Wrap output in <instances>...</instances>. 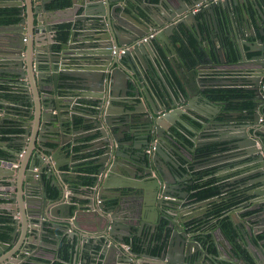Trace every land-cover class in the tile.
Here are the masks:
<instances>
[{"label": "water", "instance_id": "1", "mask_svg": "<svg viewBox=\"0 0 264 264\" xmlns=\"http://www.w3.org/2000/svg\"><path fill=\"white\" fill-rule=\"evenodd\" d=\"M12 1L19 7V20L0 24V54L9 67L1 68L0 77L23 91L18 104L26 106L22 116L28 120L12 118L22 123L23 129L13 135L14 149L6 144L8 157H0V199L9 201L11 208H3L13 217L11 238L0 239V264L35 263L39 251L47 246L46 230L54 222L64 225L61 230H67L72 240L82 241L83 246L87 241L85 251L91 258L84 264H161L165 259L169 264H229L226 255L236 259L235 264H264L263 245L255 243L253 247L250 239L264 230L260 226L264 218L257 226L252 220L244 227L237 222L235 242L223 230L224 239L213 236L208 242L193 235L191 227L199 217H194L196 202L190 199V187L196 182L191 173L199 167L189 157L196 140L192 147L172 131L178 124L191 126L184 115L206 129L236 128L230 135L222 133L218 140L223 144L210 150L236 148L239 165L247 164L240 170L248 173L242 178L249 185L246 195L238 198L255 199L252 203L264 217V12L257 3L260 16L249 13V1L258 0H84L82 25L73 28L66 41L51 20L48 5L52 0ZM260 1L264 5V0ZM192 29L202 37L204 50H184L187 57L182 61L178 47L185 44ZM150 34L154 35L141 41ZM230 37L240 53L233 63L224 58L225 47L232 49ZM121 49H126L125 53L121 54ZM182 62L199 85L194 87L196 92L189 89L186 94L177 83L175 94L162 74ZM244 63L245 79L251 84L248 88L256 96L254 112L225 111L222 120L213 124V110L221 112L219 106L226 102L210 97L209 90L214 87H207L218 84V79H204L198 73L203 74L204 69L221 73L222 64ZM153 72L162 82L164 92L159 95L151 81ZM73 88L80 90L82 107H77L74 99L63 105ZM62 90L69 92L62 96ZM86 103L94 106L89 109ZM5 108L2 105L0 113H9ZM63 108H68L67 118ZM4 120L0 119V125ZM87 124L94 129L89 135H97L90 147L95 150L93 162L98 167L88 190L89 204L73 208L76 194L70 193V179L59 172L56 160L68 143L65 141L75 143L78 131L89 130ZM152 146L154 150L147 153ZM47 186L56 188L58 195L52 196ZM115 197L117 203L108 205L105 198ZM245 201L239 207L248 205ZM163 219L167 224L160 254L149 253L148 243L141 252L125 248L127 238L132 239L137 231L142 236L147 228L153 234ZM242 231L249 238L245 240ZM212 244L214 250L209 249ZM244 244L251 258L239 251L238 245ZM174 250L179 260L172 259ZM80 251L76 244L72 264H77Z\"/></svg>", "mask_w": 264, "mask_h": 264}, {"label": "crops", "instance_id": "2", "mask_svg": "<svg viewBox=\"0 0 264 264\" xmlns=\"http://www.w3.org/2000/svg\"><path fill=\"white\" fill-rule=\"evenodd\" d=\"M56 0H52V2L48 5L49 9H52V14H51V20L53 23H56V25H60L63 23H67L69 24V32L73 29V28H80L81 24V20L80 18L83 16L82 12H83V1L84 0H70V4L68 6L65 7H55L53 6V3ZM249 13L251 15L254 16H260V10H258L257 8V3L261 6V10L262 12H264V5H263V1H249ZM14 1L12 0H0V8H10V7H17L18 6H14ZM233 9V8H232ZM229 26H231V22H228ZM200 28H202V26L200 25ZM201 36L199 37L196 30L192 29L191 32H189V36L188 39L186 37V41L185 44L183 43L182 46L178 47V52H180L181 54V60L183 61V58L187 57V54L185 53V51L183 50H187L190 51V53L192 52L193 48L201 51L204 50V46L203 43L201 41ZM205 40V37L203 38ZM229 41V45L231 46V52L229 51L228 48L225 47L226 50V56L224 55V58L229 62V63H233L236 62L237 59L239 58L240 53L238 51H236V49L234 48V43L232 41V38H228ZM228 44V43H226ZM220 46V44H218ZM181 49V50H180ZM246 50H248L249 48L246 47ZM252 54H250L251 56ZM244 66H247L245 63L243 65H234V64H222L220 68H222L224 71H222L221 73H209V69H204L203 74H201L202 72L198 73V76L201 78H206L208 80H217L218 79V84L215 85H210L207 88L210 87H214V89L217 88H226V87H239V84H242L245 82V69ZM1 68H9L8 67V62H6V60L1 57L0 54V70ZM162 74L165 78V80L167 81L168 85L173 89V91L175 92V94L178 92V89H176V84L178 83L180 85V87L183 89V91L187 94L190 90L192 91H197L196 88H194L195 86H199L196 85L197 82H195V80L190 78V71L188 68H186L185 64L182 62V64L179 65V67H175V66H171L170 70H163ZM153 78H151V81H153V87L156 91V93L159 95L160 91H163V86H162V82L160 79H158L157 75H155V72H153L152 74ZM245 79V80H243ZM229 82V83H227ZM226 83V84H225ZM249 83V82H248ZM0 84H6V85H10L9 88H11V92H15L18 93L16 95H19L20 91L19 87L17 85H13L11 84L7 79H4L2 77H0ZM238 84V85H236ZM245 87V86H244ZM247 88V87H246ZM1 92V90H0ZM23 92V91H22ZM69 92V91H65L62 90L60 92V94L63 96L64 93ZM26 93V92H25ZM72 96V97H69ZM69 96L64 97V103L65 106H67V102L70 99L71 101L74 99L77 100V102L75 103L77 107H82L84 104L83 98L81 97V93L80 90H76L75 88L71 89V93L69 94ZM2 97L0 95V107H2V105L5 104L7 111L9 113H0V119L1 118H5L4 123L2 125H0V127H6V128H11V127H18L23 129V126L21 125L22 123H17V121H13L12 118H14L15 120H21L25 121L28 120V118H24L22 116L23 112H26L24 110V107L26 106H22L18 104V98L17 97L15 100H12L13 103H6L5 101L2 100ZM144 100V98H142ZM15 103V104H14ZM196 104V103H195ZM86 105L88 107H90L89 109H92L91 107L94 106L92 103H86ZM81 110V109H80ZM68 108H63L62 109V113L64 115L65 118H67L69 116V114H67ZM8 118V119H7ZM184 120L187 122L189 121H195L192 120L189 116L184 115L183 116ZM12 121H10V120ZM77 120L78 122H82V118L81 115L79 113V115H77ZM196 122V121H195ZM15 123V124H14ZM262 124H264V121L262 122ZM195 124L193 123L191 126H188L187 124H182L180 125L181 127L183 126L184 129L189 130L190 132L194 133V137L191 138V136L189 137L188 135H184V132H182V136L185 138L186 140H189L191 142L190 146L194 145V138L195 137H201L204 136L205 138L202 140H207L212 136H217L218 139H220L221 137H223L224 134L226 135H230L231 133L236 132V128H227V130L224 129V127L222 128H204L201 125L202 129H199V131L195 130L197 128H195ZM199 125V127H200ZM87 128H89V130L87 129V131H83L80 132L78 131L75 139V143H71L70 139L65 141L67 144L65 145L63 151L57 155V160L60 167L59 171L64 172L66 174L67 179H70V181L68 182V184L71 185V190L70 193L73 194L75 193L74 189H76V201L77 203H74L73 208L76 207H86L89 204V199H88V190H90L91 188V183L92 180L94 179L93 177H95V173L96 170L90 171L88 169H86L87 167H90V165L92 164V166L98 167L97 165H95V163L93 162V160L95 159V154L93 149H91V142L92 140L97 137V135H89V132L94 131V129H92V125L91 124H87ZM175 127V130L177 131V133L179 134L180 130L179 128ZM22 132V131H21ZM20 132V133H21ZM202 132V133H201ZM192 133V135H193ZM15 134H19V133H9L6 135L0 134V147L3 150L5 149V146L7 143H9V147L13 148V144L15 143V139L13 137V135ZM89 135V136H88ZM264 135V134H263ZM262 135V136H263ZM3 136H7L8 140H2ZM221 136V137H220ZM264 137V136H263ZM212 139V138H210ZM216 139V138H215ZM218 142L221 144H223L221 141L218 140ZM54 147H57L56 144H50ZM236 148H227V149H221V151L216 152V154L213 153H209L207 152L206 156L203 155L199 156L201 159H206V158H211L210 160H208L207 164L204 165V169L203 171H205L204 173V177H200L201 180H203V183L206 184L205 186H218V193L217 196H210L208 197L207 201H203L206 202L205 205L201 206L200 204L203 202H197L198 199L196 198H192L190 197V199H192V201L196 202L194 203V206L192 209L194 210V217L198 218L199 217V222L196 223L195 225H193V227H191V231L193 233V235L198 238V239H203V235L206 234H210L211 239L212 237H216V238H220V239H224V236L222 234V228H220V223L223 220V218L225 216H228L227 214H225L226 209H230L231 207H238L239 209L237 210V212H234L235 218L237 220H252L254 225H258L259 223V219L260 218H264V217H260L258 215L259 212H257L256 210V203H252L253 201L255 202V199L250 202L249 197L243 196L242 198H238V195H246L249 185H247V181L246 178L243 179V182H241L240 180H238V178L244 177L245 175H247L248 173H242V175H240L241 173L239 172L240 169L244 166H247L246 162L243 165H239V161H237L238 159H240L241 157H238L235 155V151ZM8 151V150H6ZM9 153V151H8ZM195 153V147H194V151L192 152V156L189 157V161L193 162L194 159H197L198 155L194 156ZM222 155H224L225 157H222ZM199 159V158H198ZM54 162V161H53ZM185 162V161H184ZM201 169V170H202ZM200 170V171H201ZM57 172L56 175L58 176V178L61 180V176L60 173ZM250 173V172H249ZM93 175V176H92ZM124 177H128L127 175H125ZM47 180V178H46ZM50 181V180H49ZM48 181V182H49ZM209 181V182H208ZM51 187V186H50ZM74 188V189H73ZM69 192V190L67 191V193ZM3 193L2 190H0V194ZM213 198V199H211ZM118 197H115V199H108L105 198L106 202L108 205H112V204H116L118 201ZM246 200V201H245ZM95 201V199H94ZM245 201V204L248 205H244L245 208H247V210L245 211L243 208L244 207H239L240 203ZM97 204H99V201H97ZM8 205H5V204ZM3 206H8V209L11 208V204L9 203L8 200H4V199H0V213L1 211L6 212L8 214L11 215V212L8 209L3 208ZM191 207V206H190ZM244 210V211H243ZM248 211H250V213H248ZM260 211V210H259ZM123 212V211H122ZM188 214V213H186ZM203 217V218H202ZM57 218V217H54ZM60 219V218H57ZM83 218L80 217L79 221H81ZM264 222V219H263ZM49 226L50 224L47 223ZM262 228L264 229V226L261 225ZM55 227V228H53ZM53 227H48L47 230H58L60 233L62 234H66L67 230H61V228H65L64 225H61V223L59 222H54ZM166 230V226L164 225H159L158 229L152 234L149 233V229H145L146 230V234L143 233L142 236L138 235L139 232H136V235H134L132 237V239L127 238L128 242H132L134 240H140V245L139 247L142 248L143 246L147 245L148 243V248L151 244H159L161 245L162 249L160 251V253L163 251L164 249V244L162 243V239H163V231ZM13 230V229H12ZM46 230V235L48 234ZM71 230V229H69ZM159 230L161 231V233H159ZM149 231V232H148ZM264 231V230H263ZM12 232V231H11ZM55 232V231H53ZM57 232H55V234L51 237H49L47 235L46 237V244L47 246L44 247L42 250L39 251V255L35 257V263H29V264H54L55 262H62V259L59 255V243L62 239V235H57ZM148 233L150 235V237L148 236ZM159 234V239L158 240H154L153 238ZM161 234V235H160ZM258 234V233H257ZM148 236V237H147ZM246 236H248V234L246 233ZM252 246L254 247L255 243L256 244H260L263 245L264 247V239H258L257 235H253L252 238ZM237 237V236H236ZM11 238V237H10ZM9 238V239H10ZM249 238V236H248ZM8 239V240H9ZM149 239V240H148ZM77 240V239H76ZM235 239L232 237V241H234ZM149 241V242H148ZM85 244L84 246L81 244L82 241L77 240L75 241V244L73 245V250H72V257H71V261L69 262V264H72V261L74 259V254H75V246L76 244L79 247V250H81L79 252L78 258H77V264H84L86 261V259H89V257L91 258V255H89L85 249L86 246H88L87 241H84ZM235 242V241H234ZM227 244V242H225ZM239 244V243H236ZM241 244V243H240ZM130 247V246H129ZM230 247V245H229ZM245 247V244L244 246ZM210 250H214L215 249V245L212 244L209 246ZM247 249V248H246ZM135 250V249H134ZM178 250V249H177ZM136 251V250H135ZM176 250L173 251V254L171 255L172 259H176L179 257H177L178 255H176L175 253ZM137 252H141V250L137 251ZM149 253L153 254V255H158L155 254L151 251L148 250ZM10 253V252H8ZM7 253V254H8ZM216 254L214 256L213 259H215ZM135 259H142L139 256H135ZM143 259H147L149 261H153L154 259L151 257H145ZM38 260V261H37ZM225 260H227L228 263H232L235 264L236 259L231 258L229 255L225 256ZM216 262V260H214ZM104 262V261H103ZM161 264H169L166 259L165 260H161L160 261ZM89 263H90V259H89ZM88 263V264H89ZM218 263V262H216ZM97 264H101V261H98ZM106 264H112L111 261L107 262ZM117 264V263H116ZM175 264V263H174ZM177 264H182V262L177 263Z\"/></svg>", "mask_w": 264, "mask_h": 264}, {"label": "trees", "instance_id": "3", "mask_svg": "<svg viewBox=\"0 0 264 264\" xmlns=\"http://www.w3.org/2000/svg\"><path fill=\"white\" fill-rule=\"evenodd\" d=\"M69 4H70V0H56L54 1L53 6L65 7V6H68ZM18 9L19 8L17 7L0 8V24L14 23L18 21L19 20V17L17 16ZM68 26L69 24L67 23L58 25V28L60 29L59 35L65 41L68 40L70 36ZM9 86L10 85L0 84V90H1L0 95L6 99L15 100L18 97V95H16L18 93L11 92L12 90L11 88H9ZM209 93L212 96L214 95V97H216L219 100L221 99L224 100L226 102V107L230 110H238L240 112L249 113V114H252L254 112L253 108L255 106V97H256L254 90H250L244 86H239V87H226V88L211 89L209 90ZM21 131L22 129L18 127H11V128L0 127V134H3V135L9 134V133H20ZM2 140H5V141L8 140L7 136L6 137L3 136ZM185 141L191 144L189 140H185ZM8 154H9L8 151L3 150L0 147V157H8ZM86 169L90 171L96 170L95 166L94 165L92 166V164L90 165V167H87ZM199 181H196L194 184L196 187H199L197 193L194 194L196 199H199V198L205 199L210 196L216 195L218 193L219 191L218 186L212 185V186L207 187V186H204L205 184H202ZM48 190L52 191V196L54 197H56L59 193L57 189L52 186L51 187L49 186ZM74 191L76 193L77 190L74 189ZM74 200L76 201L77 199L74 198ZM248 213H250V211ZM220 225L222 227V230L229 237H235L234 227L232 226V223L227 218H224L221 221ZM12 229H13V225H12L11 215L6 212L1 211L0 213V239L8 240L10 238V233ZM53 231L57 232L56 233L57 235H62V239L59 243V255L62 259V262L58 261V262H55L54 264H69V262L71 261V257H72L73 245L69 241L67 234H62L58 230H52V229L47 230V233H48L47 235L51 237L52 234L53 235L55 234V232ZM159 238H160L159 234H157L153 239L158 240ZM202 238H204L205 242L206 241L208 242L211 239V236L210 234H206V235H203ZM257 238L264 239V232H261L260 234H258ZM133 245L136 251L141 250V248L139 247L140 245L139 239L134 240ZM149 249H152L153 253L158 254L160 253L162 247L159 244L153 243L149 246ZM238 249L242 253L243 256L247 258H251L249 252L244 247H242L241 245H238ZM229 264H232V263H229Z\"/></svg>", "mask_w": 264, "mask_h": 264}, {"label": "flooded vegetation", "instance_id": "4", "mask_svg": "<svg viewBox=\"0 0 264 264\" xmlns=\"http://www.w3.org/2000/svg\"><path fill=\"white\" fill-rule=\"evenodd\" d=\"M194 11H195V9H194ZM243 80H245V79H243ZM236 85H238V84H236ZM238 86H245V87H251V84H249L248 82H247V80H245V82L244 83H242V84H239ZM248 89H250V88H248ZM251 90V89H250ZM210 97L214 100V99H217L216 97H214V95L212 96V95H210ZM218 101H220L219 99H217ZM222 100V99H221ZM222 101H224V100H222ZM220 108H221V112H218L217 110H213V112H215V114H214V116L212 117V123L213 124H215V123H217L219 120H222V118L220 117V115H222L225 111H230V109H228L227 107H226V105H222V106H219ZM240 118H242L243 119V117H240ZM192 120H194L193 118H191ZM196 121V120H195ZM195 121H187L186 123H188L189 125H192L193 123H196L195 124V128H197L198 130L199 129H202L201 128V122H195ZM180 125H182V124H178L177 126H178V128H179V130H180V134H178L177 133V131L175 130V127H177V126H174L173 128H172V131H173V133H176V135L182 140V141H185L186 140V137L184 138L182 135H181V133L182 132H184V135L186 134V135H188L189 137L191 136V138H193L194 137V133H193V135H192V133L190 132V129L189 130H186V129H184V127L182 126H180ZM199 125H200V127H199ZM215 126H212V128H214ZM178 128H176V129H178ZM202 133V132H201ZM181 135V136H180ZM205 137L204 136H201L200 138L199 137H195L194 138V140H196V147H195V153H194V156H196V155H198V157H197V159H194V161L193 162H191L192 164H196L197 165V167H199L197 170H194V171H192V175H193V177L195 178V180L196 181H199L200 183H202V184H204L203 183V180H201V178L202 177H204L203 175H204V173H205V171H203V169H204V165H206L207 164V160H203V159H201L199 156H202L203 157V155H207L206 153L207 152H209V150L211 149V150H216L217 149V147L220 145V143L218 142V138H217V136H212V137H210V138H212V139H207V140H202V139H204ZM216 138V139H215ZM186 142V141H185ZM188 143V142H187ZM189 144V143H188ZM190 145V144H189ZM153 147V146H152ZM192 147H194V145L192 146ZM154 150V148H152L151 149V151H150V153L152 152ZM210 150V151H211ZM147 151V153H148V149L146 150ZM210 153V152H209ZM211 153H212V151H211ZM213 154H216V153H213ZM199 158V159H198ZM246 161V160H245ZM245 163V162H244ZM202 167H203V169H202ZM202 169V170H201ZM240 169V168H239ZM201 170V171H200ZM240 173H241V170L239 171ZM245 173H247V172H245ZM240 175H242V173L240 174ZM201 177V178H200ZM243 179H245V178H238V180H240L241 182H243ZM247 180V179H246ZM198 182V183H199ZM209 182V181H208ZM201 184V185H202ZM206 185V184H205ZM204 185V186H205ZM49 188V186H47V189ZM190 189H191V191H192V193H191V195H190V197L192 198V196H193V198H195V196H194V194H196L197 193V191H198V189H199V187H196L195 185L192 187H190ZM49 191V190H48ZM49 192H52V191H49ZM217 195V194H216ZM216 195H214V196H216ZM198 200H200V198L198 199ZM197 200V201H198ZM244 202V201H243ZM237 208L238 207H234V208H228V209H226V210H224L225 211V214H227L228 216H225L224 218H227L231 223H232V226L234 227V231H235V237L237 236V232H238V230L236 229V223L237 222H239V226H248L249 224H251L252 222L250 221V220H246L245 221V219L244 220H237L236 218H235V215H234V212H237ZM245 211L247 210V208H243ZM243 210V211H244ZM249 212V211H248ZM223 218V219H224ZM163 223L161 224V225H164V226H166V224H167V221L165 220V219H163V221H162ZM261 225H263L264 226V222H262L261 224H260V226ZM222 228V227H221ZM261 229H263L262 228V226H261ZM162 230H164V229H162ZM165 231V230H164ZM163 231V232H164ZM261 232H264L263 230H259V231H257L256 233H253L251 236H250V239L252 240H254L255 239V236H254V238H252L253 237V235H258V234H260ZM159 233H160V230H159ZM258 233V234H257ZM67 234V233H66ZM146 234V233H145ZM241 234L245 237V240L248 238V236H246V233H245V231L243 232H241ZM67 236H68V238H69V241L71 242V244L72 245H74L75 244V241H77L76 239L75 240H72L71 238H70V235L69 234H67ZM163 236H164V233H163ZM235 237H233L234 239H236ZM231 240H232V237H229ZM220 239V238H219ZM235 241V240H234ZM133 242L134 241H132V242H128V245L132 248V247H134V245H133ZM148 250L149 251H151L152 252V249H149L148 248ZM236 262V261H235Z\"/></svg>", "mask_w": 264, "mask_h": 264}, {"label": "built area", "instance_id": "5", "mask_svg": "<svg viewBox=\"0 0 264 264\" xmlns=\"http://www.w3.org/2000/svg\"><path fill=\"white\" fill-rule=\"evenodd\" d=\"M214 1H217V0H214ZM153 35H154V34H150V35H148V36H145V37H143V38L141 39V41H142V42H143V41H147V40H148L150 37H152ZM125 50H126V49H121L119 52H120L121 54H123V53H125ZM114 52H115V50H114ZM261 121H264V116L261 118ZM152 148H154V146H153ZM152 148L148 149V152H150ZM125 248H126V249H129V245H126Z\"/></svg>", "mask_w": 264, "mask_h": 264}]
</instances>
